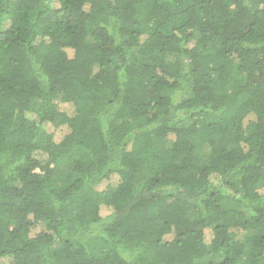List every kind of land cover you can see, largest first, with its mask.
Returning a JSON list of instances; mask_svg holds the SVG:
<instances>
[{
    "label": "trees",
    "instance_id": "obj_1",
    "mask_svg": "<svg viewBox=\"0 0 264 264\" xmlns=\"http://www.w3.org/2000/svg\"><path fill=\"white\" fill-rule=\"evenodd\" d=\"M0 264H264V0H0Z\"/></svg>",
    "mask_w": 264,
    "mask_h": 264
},
{
    "label": "rangeland",
    "instance_id": "obj_2",
    "mask_svg": "<svg viewBox=\"0 0 264 264\" xmlns=\"http://www.w3.org/2000/svg\"><path fill=\"white\" fill-rule=\"evenodd\" d=\"M56 134L58 135L59 133L57 132ZM56 139H57V136H56ZM107 213H108V210H106L104 208L101 209V212H100L101 216H106Z\"/></svg>",
    "mask_w": 264,
    "mask_h": 264
}]
</instances>
